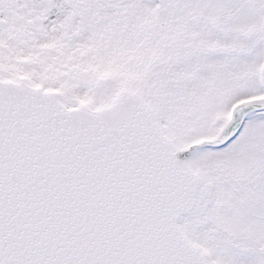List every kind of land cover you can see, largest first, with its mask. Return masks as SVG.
<instances>
[{
  "label": "snow or ice",
  "instance_id": "1",
  "mask_svg": "<svg viewBox=\"0 0 264 264\" xmlns=\"http://www.w3.org/2000/svg\"><path fill=\"white\" fill-rule=\"evenodd\" d=\"M0 264H264V0H0Z\"/></svg>",
  "mask_w": 264,
  "mask_h": 264
}]
</instances>
